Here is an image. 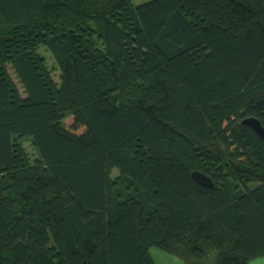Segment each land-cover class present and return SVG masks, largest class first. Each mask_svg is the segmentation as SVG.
<instances>
[{"label": "trees", "instance_id": "16d2710c", "mask_svg": "<svg viewBox=\"0 0 264 264\" xmlns=\"http://www.w3.org/2000/svg\"><path fill=\"white\" fill-rule=\"evenodd\" d=\"M250 116L264 125V0H0V264L264 257Z\"/></svg>", "mask_w": 264, "mask_h": 264}, {"label": "rangeland", "instance_id": "374dc122", "mask_svg": "<svg viewBox=\"0 0 264 264\" xmlns=\"http://www.w3.org/2000/svg\"><path fill=\"white\" fill-rule=\"evenodd\" d=\"M135 4H140L144 2H148L150 0H132ZM39 52L45 56L46 62L49 66V68L52 71V74L56 80H59V72L60 69L57 68V63L54 59L53 54L51 51L45 46L41 45L39 48ZM56 67V68H55ZM14 79L16 78L13 74V71H11ZM17 82V79L15 80ZM146 100L149 102L153 101L152 96H147ZM64 124L66 127H68L70 130L76 131V132H83L87 129V125L84 123H77L72 115H68L64 119ZM222 195L225 199L232 201L235 199L234 193L230 190L229 184L226 182L224 183L223 189H222ZM151 253L154 256L157 264H187L184 260L180 259L179 257L169 254L165 252L164 250L160 249L159 247H152Z\"/></svg>", "mask_w": 264, "mask_h": 264}, {"label": "water", "instance_id": "95a60500", "mask_svg": "<svg viewBox=\"0 0 264 264\" xmlns=\"http://www.w3.org/2000/svg\"><path fill=\"white\" fill-rule=\"evenodd\" d=\"M241 123L247 127L252 128L260 136V138L264 140V125L261 123V121L258 118L254 116H250L243 119ZM192 175L194 179L202 186L207 188L213 187L212 179L203 172L194 171ZM248 264H264V257H257L249 261Z\"/></svg>", "mask_w": 264, "mask_h": 264}]
</instances>
